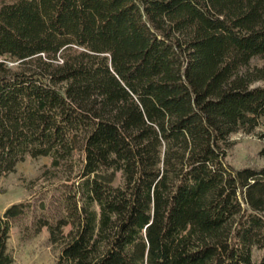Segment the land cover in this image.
<instances>
[{
    "label": "trees",
    "instance_id": "1",
    "mask_svg": "<svg viewBox=\"0 0 264 264\" xmlns=\"http://www.w3.org/2000/svg\"><path fill=\"white\" fill-rule=\"evenodd\" d=\"M257 82L264 0H0V179L75 168L34 221L56 264H264V168L226 162L264 118ZM32 212L0 216V264Z\"/></svg>",
    "mask_w": 264,
    "mask_h": 264
},
{
    "label": "rangeland",
    "instance_id": "2",
    "mask_svg": "<svg viewBox=\"0 0 264 264\" xmlns=\"http://www.w3.org/2000/svg\"><path fill=\"white\" fill-rule=\"evenodd\" d=\"M262 59L253 60L261 65ZM254 86H264L257 82ZM233 146L228 151L226 162L234 169L264 168V118L250 134L238 132L230 137ZM75 168L70 166L52 169L49 158L27 157L17 164L15 171L0 179V216L13 204L32 202L33 212L11 223L7 250L14 264H56L61 245H52L45 228L35 233L34 221L42 216L41 204L47 214H56L61 209L62 192L66 184L75 182ZM69 231V227L65 232ZM261 252L254 250L252 260L258 262Z\"/></svg>",
    "mask_w": 264,
    "mask_h": 264
}]
</instances>
